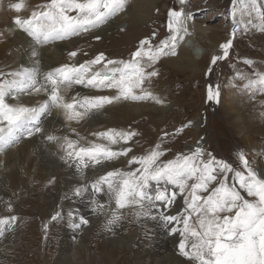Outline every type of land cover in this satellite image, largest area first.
<instances>
[{"label": "bare ground", "instance_id": "obj_1", "mask_svg": "<svg viewBox=\"0 0 264 264\" xmlns=\"http://www.w3.org/2000/svg\"><path fill=\"white\" fill-rule=\"evenodd\" d=\"M10 2L15 3L18 0H0V33H3L0 36V82L13 79L12 73L27 70L34 74L37 82L36 87H40L46 85L45 75L48 72L63 65L79 66V64L95 59L98 54H103L104 60L100 64L92 65V72L86 74L85 83H73L67 89L61 88V95L67 102H73V100L83 102L85 97L112 98L119 96L118 89L107 87L106 90H103L101 85L95 87L88 85L87 79L95 72H104V68L109 67V73H111V69L122 67V64L119 63L107 64L108 60L127 62L132 59L134 49L140 46L137 44L132 48L130 45L135 44L137 38L143 36L144 33L139 27L153 20V11L159 6V0H126L123 11L96 28L65 39L38 43L15 26L12 21L17 15L28 17L32 11L44 10L42 6L48 4L49 0H26V7L21 13L9 9L7 5ZM168 12L169 10H167L166 15ZM184 14L188 15L187 12ZM69 15L75 16L76 13L70 12ZM233 17L235 18V16ZM236 21L241 22L243 26L249 24L247 19L242 21L241 15H238ZM118 25H125L126 29L116 28ZM185 26L188 28L189 34H182L183 39L176 48V55L163 56V61H161L167 68L166 70H172L176 74L197 70L198 61H201L208 53L212 56L215 55L218 47L215 41L210 40L217 33L216 30L210 29L202 23H195L191 18L185 21ZM112 30L114 32H110ZM228 32L229 30L226 31V33ZM223 34L225 31L218 38L221 39ZM169 35L170 33L165 35L164 39H167ZM92 38H101V40L95 44L91 42ZM71 52H76V56H70ZM114 52L118 53L112 57L111 54ZM148 70L151 71V69ZM238 73L234 72V74ZM234 74L225 78L227 92L219 95V109L224 110V116L228 118L232 126L231 132L239 138L237 142L240 145L247 144L250 148L248 149L249 152L254 150L258 152L259 145L255 142H258V138L264 139V117L256 110H250L249 118L246 117V105L243 106L244 102L243 105H240L236 94L230 90L236 77ZM143 88L162 102L156 103L151 98L145 100L112 99L111 103H104L100 108H90L87 114L78 120H68L64 109L52 106L50 109L41 112L36 120L28 123L27 129L31 130V135L27 130L24 131L17 143L0 152V198L9 194L15 201H21L28 206L31 198H38L46 202L45 206L50 211L59 208L58 200L62 199V216H65L70 209L75 223L80 222L79 217L88 221L87 224H80L78 228L63 226L60 229V233L55 239V244L58 245L56 257L61 258L59 264H65V261H62L64 257L68 259V264H90L96 259H102L94 258L91 252L85 250L89 244V237L93 240L95 238L94 233L91 234L95 227L108 220V217L111 218L115 200L114 193L108 192L107 185H102L103 190L97 192L92 184L109 171L123 169V166L126 165L130 170L134 169L128 163L131 156L127 157L126 162L120 161L121 156L111 160L101 158L99 164L85 156L84 162L88 167L85 168L81 165L78 168L79 160L75 157L68 158L66 155L67 151H72V149L67 148L65 138L75 142L76 150L80 147L103 144L118 152L117 146L124 147L126 145L123 139L117 138L118 142L111 144L106 137L97 134L110 130L126 132L123 127L127 122L145 117L150 123L156 125L157 121H162L172 110L170 103L172 89L168 84L158 79H150L145 82ZM134 91L138 95L143 94L140 89ZM48 95L43 90L37 93L29 87L11 91V94L5 97V102L13 106L23 105L38 108L40 104L48 100ZM76 111L83 112L84 109L77 104ZM191 124L189 129L197 132L196 128L201 123L198 118L194 119ZM37 127L40 128L39 132L35 131ZM49 135L58 139L50 141L47 139ZM198 147L196 144L188 145L186 151L192 155ZM259 164L258 162L253 165L252 170L258 178L264 179V164ZM82 169H86V171H81ZM53 178L54 183H48ZM114 179L118 180V178ZM152 186L153 189L156 187L155 182H152ZM168 187L170 191L174 190L172 186L169 185ZM78 188L82 190L79 196L75 194V190ZM96 203L103 205V210H100L103 214L93 218L90 215L97 206ZM174 203H176V210L174 211L181 213L180 209L183 208V203L178 194ZM170 206H165L159 201H154L151 205L146 206L148 214L155 217L152 221L154 231L149 238L148 246L140 250L139 246L136 247V238L141 234L142 229L138 227L131 232L126 247L128 252H131L132 264H192L180 254L179 243L183 237L179 232L173 233L171 231L172 228L179 229L182 227H165V221L160 218L161 214L167 211ZM169 214L171 215V212ZM55 225L56 223L53 226ZM112 236L114 235L102 237L103 242H113ZM8 247L0 245V256L4 250L11 249ZM81 251L87 253L86 260L80 258L82 256ZM35 254L43 264H49V255L43 254L40 248H37Z\"/></svg>", "mask_w": 264, "mask_h": 264}, {"label": "snow or ice", "instance_id": "obj_2", "mask_svg": "<svg viewBox=\"0 0 264 264\" xmlns=\"http://www.w3.org/2000/svg\"><path fill=\"white\" fill-rule=\"evenodd\" d=\"M181 3H184V0H181ZM241 3H244V0H232L234 6L232 15H235ZM125 4L126 0H49L48 4L42 6L44 10L32 11L28 17L17 15L12 22L38 43H46L96 28L123 11ZM7 7L16 13H21L26 7V0L10 2ZM248 8L249 5L244 3V9ZM251 8L255 10L254 3ZM70 12H75L76 15H69ZM190 18V15L186 16L182 11L169 10L167 27L170 35L166 40H162L159 46L147 47L150 41L141 40L140 47L132 53L130 61H107V64H122V67L111 69V75L107 71L95 72L87 79V84L94 87L106 85L118 89V97H85L83 102L75 100L67 102L61 95L62 87L67 89L73 83H85V76L92 72V65L100 64L104 60L102 53L79 66L63 65L48 72L45 75L46 85L40 87H36L37 82L32 72L26 70L12 73L13 79L0 82V125H4L0 126V152L17 143L24 131L27 130L31 135V130L27 129L28 123L36 120L41 112L52 106L64 109L68 120H78L82 119L90 108H100L104 103H111L112 99L151 98L156 103H161L158 97L144 90L143 85L159 74L154 65L161 56L176 55V48L183 39L182 34H189L185 21ZM2 35L3 33H0V36ZM231 35L234 37L235 29ZM232 46V38L220 44L222 55L213 56L211 64L214 65L218 60L227 58ZM70 56H76V52H71ZM211 70L209 68V72ZM253 84L264 87V74L260 75L258 81H250L246 87H252ZM29 87L37 93L42 90L47 92L48 100L38 108L13 106L5 102V97L10 95L11 91ZM135 89H140L143 94H136ZM219 95L218 88L215 92L211 86L208 88L209 100L218 102ZM77 104L84 109L83 112L76 111ZM190 124L191 122L182 125L176 132H182ZM35 131L39 132L40 128L37 127ZM97 135L106 137L111 144H116L117 138L127 142L136 133L110 130ZM47 139L52 141L58 138L49 135ZM65 139L67 148L72 149L67 151L66 155L68 158L75 157L79 160L78 168L81 165L88 167L84 162L85 156L99 164L101 158L111 160L120 155L127 156L132 151L130 148H124L117 152L103 144L80 147L76 150L75 142ZM160 148V144H157L147 155L133 156L128 161L130 165L138 164L139 168L130 171L119 169L109 171L100 176L92 187L100 192L103 190L102 185H107L108 192L115 195L117 209L136 205L140 209L137 215L140 216L148 215L146 202L151 205L154 201H159L165 206L175 202L177 191H170L168 187L170 185L184 198L186 209L184 213L176 215L162 213L160 218L166 223L175 222L182 225V228L171 229L173 233L179 232L183 237L179 243L181 255L192 264H264V179L257 177L248 166L243 154H239V159L247 169V175L239 171L234 174L240 189H243L248 197H252L251 200L242 196L235 185L228 184L227 175H222L234 171L226 162L216 161L211 154L208 161L202 160L203 150L198 147L192 155L178 154L172 160L158 163L160 156L163 155ZM116 177L119 179L115 180ZM151 182H155L154 189ZM48 183H54V178ZM210 185L215 186L210 188ZM198 192L206 195H199ZM81 193V189L75 190L77 196ZM97 207L102 208L103 205ZM8 210L12 211L10 204ZM68 217L70 226L74 228L88 223L83 217H79L80 222L75 223L72 213H69ZM58 219H63L60 211L55 212L51 217L52 221ZM119 219L120 216L114 211L106 227ZM17 220L18 217L15 215L0 218V236L4 235V232ZM44 229L47 231V225Z\"/></svg>", "mask_w": 264, "mask_h": 264}, {"label": "rangeland", "instance_id": "obj_3", "mask_svg": "<svg viewBox=\"0 0 264 264\" xmlns=\"http://www.w3.org/2000/svg\"><path fill=\"white\" fill-rule=\"evenodd\" d=\"M244 3L249 5L248 9H244ZM244 3H241L238 7L239 11L237 10L235 15H232L234 7L232 0H184V3H181V0H159V6L153 11V20L139 27L144 33L143 36L137 38L135 44L132 43L130 45L132 48L137 44L140 46V41L145 39L150 41L147 47L152 48L159 46L162 40H166L164 39L165 35L169 33L167 10L187 12L195 23H202L210 29L216 30L217 33L210 38L218 46L216 54L213 56L222 55L220 44L230 38L233 39V46L229 49V56L227 58L220 59L213 65L211 64L213 56L208 53L209 56L206 54L201 61H198L196 65L197 70L185 72L184 74H176L172 70H166L167 68L161 63L163 56L160 57L157 64L154 65L159 74L151 79L161 80V82H165L171 87L172 99L170 103L172 110L162 121H157L156 125L150 123L146 117L127 122L123 129L125 128L124 130L127 133H136V135L127 142L124 140L126 142L124 147H116L118 152L124 148L132 149L127 156L120 155V161L126 162L128 156L132 158L133 156L141 157L147 155L154 149L155 145L160 144V150L163 152V155L160 156L158 163L167 162L174 159L178 154L191 155L186 151L187 146L196 144V146H199L203 150L202 160L208 161L210 159L209 154H211L212 157H215L216 161H224L229 164L234 171L222 174L227 175L228 184L230 186L235 185L236 189L246 199H253L252 197H248L243 189H240L239 182L234 173L239 171L247 175V169H245L239 159V154L241 153L248 161V166L251 169L258 162L260 163L259 165L264 164V139L258 138V142H255L259 145L258 152L256 150L249 152V146L247 144L240 145L237 142L239 138L231 132L232 126L228 118L224 116V110L222 108L219 109V98L218 102L208 99V88L210 86L214 92L218 88L219 93L223 94L227 92L226 76L228 77V75H232L234 72H239L238 74H234L236 77L234 76V84L230 90L233 91V94H236L240 105H243V102V106L245 107L246 105L245 115L247 118H249L250 110H256L264 117V87H261L259 84L246 87L250 81H258L260 75L264 74V0H244ZM253 3L255 4V10L251 8ZM238 15H241L242 21H246L247 19L249 24L243 26L241 22H237ZM116 28L126 29V26L118 25ZM234 29L235 35L232 37L231 33ZM228 30L229 32L226 33ZM224 31L225 34L221 35V39L218 38ZM110 32H114V30ZM97 39L92 38L91 42L96 44L97 41L101 40V38ZM137 49H134V51ZM117 53L114 52L111 56L114 57ZM245 61H251L252 63H246ZM209 68L212 69L211 72H209ZM103 71H107L111 75L109 67L104 68ZM101 86L103 90H106V85ZM198 118L201 124L197 126V132L189 129L192 124L184 128L182 132H176L182 125L188 124V122H192ZM165 133L168 135H165ZM251 143L253 144L252 141ZM131 166L134 169L140 167L138 164ZM128 169L126 165L120 170L130 171ZM81 171H86V169H82ZM213 186L215 185H210L209 187ZM174 190L180 196L178 190ZM198 194L206 195L203 192H198ZM180 198L183 203V208L180 211L184 213L186 205L184 198L181 196ZM38 200V198H31L29 200L30 205L28 206L21 201H15L9 194L0 198V218L11 215L18 217V220L11 228L7 229L4 235L0 237V245L11 248L10 250H4L1 254L0 264H43L35 254L37 248H40L43 254L47 253L49 255V264H59L61 262V258L56 257L58 245L55 244V239L58 237L59 231L63 226H70L68 214L72 210L69 209L68 213L66 212V215L63 216V219L52 221L51 217L55 211L61 212L62 199L58 200L60 203L59 208L52 211L45 206V201ZM9 204L12 207L11 212L8 210ZM100 210H103V207L98 208L96 206L90 216L93 218L99 214L101 216L103 213ZM174 210H176V203H173L163 214L168 215L171 212V215H176L177 213ZM114 211L120 216V220L110 225V230L109 227H106L110 218L108 217V220L104 221L100 226L95 227L94 231L91 232V234L94 233L95 238L93 240L89 237V244H87L85 251L91 252L94 258L102 259H96L90 262V264H132L131 252H128L126 246L129 242L128 240H130L131 232L138 227L142 229V232L136 238V247L139 246L140 250L148 246L149 238L154 231L153 215L138 216L137 212L140 209L136 205H129L123 209H117L115 205L112 208V213ZM54 223H56L55 226H53ZM45 225H47V231L44 229ZM164 226L171 228L176 226L182 227L181 224L179 225L175 222H165ZM111 235L115 236H112L113 242L104 243L102 237H110ZM1 240H3V244ZM85 251L80 252L82 255L80 258L84 260H86L87 254ZM64 258H62V261L68 264V259ZM136 258H138L137 255Z\"/></svg>", "mask_w": 264, "mask_h": 264}, {"label": "water", "instance_id": "obj_4", "mask_svg": "<svg viewBox=\"0 0 264 264\" xmlns=\"http://www.w3.org/2000/svg\"><path fill=\"white\" fill-rule=\"evenodd\" d=\"M189 123V122H188Z\"/></svg>", "mask_w": 264, "mask_h": 264}]
</instances>
